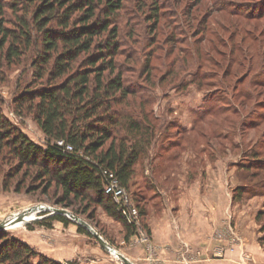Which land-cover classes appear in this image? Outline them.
<instances>
[{
    "label": "rangeland",
    "instance_id": "rangeland-1",
    "mask_svg": "<svg viewBox=\"0 0 264 264\" xmlns=\"http://www.w3.org/2000/svg\"><path fill=\"white\" fill-rule=\"evenodd\" d=\"M8 1L12 0H6ZM222 1L232 6L236 3L242 16L227 14L229 11L213 10L209 0H163V17L158 21V29L154 30L153 19H148V8H141L142 3L147 1L141 0L139 3V0H124L126 10L120 11L118 20L121 32L125 33L126 29L130 33L127 34L129 38L121 33L125 38L121 48L125 50L127 58L130 56L137 62L121 55L117 56V60L124 63L126 80L135 82L138 97L145 100L144 111L149 112L151 118L158 116L157 120H153L162 126L158 133L159 142L155 147L158 150L151 152L152 156L155 153L163 155L161 159L156 158L153 162L155 166L159 165L160 173L157 172L156 176L162 187H171L174 184L175 179L171 176L173 173L177 174L181 166L183 169L184 163L182 164L179 157L186 156L187 153L197 157L190 161L191 170L202 169L203 157L206 155L209 157V163H213L218 157L223 158L227 169L229 165L234 168L237 180L235 184H245L244 190L247 192L239 198L243 200L239 205L244 206L239 207L240 211H237L236 217L230 209L227 215L225 214V227L214 234L215 238L223 240L224 244H217L211 251L207 250V255L204 250L202 257L208 260L209 264H221L222 259H228L226 263L230 264H264L263 176L249 178L252 172H256L254 168L246 171L239 169V165H254V154L264 160V0ZM3 12L5 18L14 19L11 8L5 7ZM253 13H256V18L243 17ZM127 19L129 24L124 27ZM33 34L36 36V33ZM195 40L201 42L198 57L193 54V49L197 46ZM36 49L37 47L32 45L19 57L11 60L1 59L0 104L10 121L34 142L43 145L45 136L32 115L22 108H17L19 105L14 103L27 86L36 85L30 65L37 56ZM171 62H176L172 77L167 76L165 80L160 81L162 76L166 75ZM183 62H187L186 66L189 68L183 67ZM146 65L150 71L141 75L140 72ZM191 68H197L194 71L196 76L201 78L203 86L191 84L187 89L175 90L173 84L183 76L187 80V70L191 71ZM147 73L150 74V82L144 81ZM203 75L206 79L202 78ZM138 97L136 104H139ZM205 103H208L207 110ZM194 111L202 112L204 118H194ZM191 119L196 128L189 132L184 130V134L179 135L178 127H182L180 122H191ZM168 137L181 139L183 148H175L172 143L168 150L163 151L158 146L162 142L168 144ZM177 154L179 157L173 159L172 156ZM1 163L7 178L9 174H13L12 178L8 179L11 188L0 192V217L13 213L7 217L8 226L3 230L20 238L36 252L63 264L67 261H73L74 264H124L117 256L118 251L122 254L128 253L135 250L137 244H143L152 255L147 259H137V264H164L158 259L151 244L147 230V214L144 216L147 227H143L140 217L136 234L125 240L121 222L107 215L101 207L96 206L93 213H90V209L81 213L85 203H82L81 208L78 204L64 207L56 202L60 190H56L53 184L48 187L46 181L33 180L30 174L27 175L26 167L18 166L16 160L6 163L3 159ZM144 163L147 167V160ZM224 164L221 163L222 170ZM136 171L135 178L142 183L145 168L143 170L141 165H137ZM147 174H151V171L148 170ZM163 174H169V177L165 179ZM256 182L261 184L257 186ZM15 185L20 186L17 192L13 190ZM31 186L34 189L30 190ZM233 189L224 194L227 199L233 197ZM137 192L142 195L141 204H145L147 213L151 212L150 209L158 210L160 192L143 189H138ZM253 196L257 199L249 201ZM209 199L212 202L210 196ZM38 204L68 209L88 222L117 251L110 252L104 248L89 230L90 234L78 231L73 220L65 225L59 220L46 219L51 213L48 209L39 210L36 214L34 210L27 211L23 219L29 221L15 227L17 222H14L13 217L16 214L18 216V212L29 210ZM88 214L92 216L87 218ZM33 217L35 219H32ZM43 218L44 225H39L38 220ZM237 220H240L239 225L241 224L239 229L236 226ZM28 224L32 229L27 227ZM239 230L241 232H238ZM140 231L145 234L146 240L141 241L143 236ZM255 242L260 247V253L251 248ZM226 248L229 249V254L238 249V256L234 255L233 258L229 254L226 255ZM199 252L198 250L197 253ZM32 260L36 262L38 257Z\"/></svg>",
    "mask_w": 264,
    "mask_h": 264
},
{
    "label": "trees",
    "instance_id": "trees-1",
    "mask_svg": "<svg viewBox=\"0 0 264 264\" xmlns=\"http://www.w3.org/2000/svg\"><path fill=\"white\" fill-rule=\"evenodd\" d=\"M146 1L141 8H148V19H153V28L157 30L158 21L163 17V0ZM209 3L213 10L242 16L236 3L234 6L222 0H209ZM5 7L12 9L13 20L5 18ZM125 10L124 0H0V61L2 58L11 60L19 57L32 45L37 47V56L30 62L36 85L27 86L14 103L19 105L17 108L32 115L45 136L43 145L34 142L5 116L0 104V192L11 188L8 179L13 175L9 174L7 178L1 160L4 159L6 163L16 160L18 166L26 167L27 175L30 174L33 180L46 181L48 187L53 184L56 190H60L56 201L58 204L64 207L78 204L81 208L85 203L82 212L78 210L81 213L89 209L93 213L96 206L101 207L107 215L121 222L124 239L129 240L136 234V225L118 210L112 197L104 192V178L109 171L118 177L137 206L143 227H147L144 219L147 209L143 202L141 204L142 195L137 190L156 193L159 184L156 173L159 174L160 170L159 165L155 166L153 162L163 155L151 154L158 150L155 147L162 126L153 120H157L158 116L151 118L150 113L144 111L145 100L138 97L135 82L126 80L124 63L117 60L120 55L127 58L125 50L121 48L125 39L122 34L128 37L130 31L125 29V33H122L118 20L120 11ZM255 15L246 14L243 17L256 18ZM128 24L127 19L124 27ZM207 30L208 27L205 32ZM222 30L225 31V28L222 27ZM194 42L197 46L193 54L198 57L201 42ZM128 57L132 62H137L135 58ZM175 63L168 65L166 75L160 81L167 76L172 77ZM186 64L183 62V67L186 68ZM191 69L187 70V80L183 76L173 84L175 90L187 89L191 84L203 86L201 78L194 71L197 68ZM147 71L150 70L146 65L140 74ZM202 78L206 79L204 75ZM144 81H151L149 73ZM136 97L139 104L135 102ZM207 104L204 105L205 110ZM201 113L194 111L192 114L199 120L204 118ZM195 126L193 123L191 131ZM178 128L179 135L184 134L185 129ZM57 140L70 144L72 150L57 144ZM168 141V144L162 142L158 147L164 151L174 143L175 148H183L181 139L168 137ZM176 157H179L178 154L172 156L173 159ZM252 158L254 165H239V169L246 171L254 168L256 172H252L249 178L262 175L264 181V160L255 154ZM146 160L151 174L144 171L141 176L143 182L140 183L135 178L136 166L141 165L144 170ZM256 183L257 186L261 184ZM244 187L245 184L235 186L232 192L234 199L247 192ZM19 189L18 185L13 187L16 192ZM34 212L36 214L37 210ZM91 216L88 214L87 218ZM46 219L59 220L65 225L72 222L59 213ZM43 220L37 223L44 225ZM76 225L78 231L90 234L80 224ZM27 227L32 229L29 224ZM147 230L149 233L148 227ZM34 257H38L36 262L32 260ZM0 264L63 263L36 252L20 238L0 230ZM65 264L74 262L67 261Z\"/></svg>",
    "mask_w": 264,
    "mask_h": 264
},
{
    "label": "crops",
    "instance_id": "crops-1",
    "mask_svg": "<svg viewBox=\"0 0 264 264\" xmlns=\"http://www.w3.org/2000/svg\"><path fill=\"white\" fill-rule=\"evenodd\" d=\"M180 124L188 132L193 126L192 119L191 122H180ZM179 159L182 164L184 163L183 169L181 166L177 174H172L171 177H174L175 182L171 187L167 185L162 187L159 182L156 192L161 194L159 196L160 206L158 210L150 209L151 212L147 213L151 244L158 259L164 264H209L202 255H204V250L207 255V250L211 251L217 244H224L223 240L215 238V232L225 227V214L227 215L232 209L231 212L236 217L237 211H240L239 207L244 206L239 205L243 202L239 199L241 197L234 199L231 196L227 199L224 196L237 184L236 173L230 165L227 169L223 158L219 157L213 163H209L207 155L203 157L204 164L200 170L190 168L192 166L190 161L197 159L196 155L192 156L187 153L186 156L181 155ZM221 163L224 164L223 170ZM185 164L187 166L189 164L188 169ZM163 175L165 179L169 177V174ZM253 199L257 197L253 196L248 200L253 201ZM239 222L240 220H237L238 229L241 227ZM16 224L15 227L19 226L20 222ZM242 235L245 237L244 234ZM251 248L260 253V247L256 242L251 245ZM198 250L199 253H197ZM228 250L226 248V255L229 254ZM124 255L137 264V259H147L152 254L145 245L137 244L135 250L124 253ZM229 255L233 258L238 256V249ZM226 260L228 259H222L221 264H230L226 263Z\"/></svg>",
    "mask_w": 264,
    "mask_h": 264
},
{
    "label": "built area",
    "instance_id": "built-area-1",
    "mask_svg": "<svg viewBox=\"0 0 264 264\" xmlns=\"http://www.w3.org/2000/svg\"><path fill=\"white\" fill-rule=\"evenodd\" d=\"M56 142L59 145H63L65 149L72 150V146L67 143L65 144L63 140H57ZM103 190L106 194L112 197L118 210L121 211L124 215H126V217L131 222H133L136 227H138L140 225V215L138 208L134 204L126 188L120 183L118 177L111 171H109L108 176L104 178ZM21 212H18V214ZM11 214L13 213L0 217V223H7V217H9ZM140 234L143 236L141 238V241L147 239V237L144 236L145 234L142 231H140Z\"/></svg>",
    "mask_w": 264,
    "mask_h": 264
},
{
    "label": "water",
    "instance_id": "water-1",
    "mask_svg": "<svg viewBox=\"0 0 264 264\" xmlns=\"http://www.w3.org/2000/svg\"><path fill=\"white\" fill-rule=\"evenodd\" d=\"M32 210H50L51 213H49L48 215H52L54 213H59L62 215L67 216L68 218H70L71 220L75 221L77 224H80L81 226H83L84 228H86L87 230H89L98 240V242L107 250H109L110 252H115L117 251L114 247H112L105 239H103V237L93 229V227L86 222L85 220H83L82 218L75 216L74 214H72L68 209L66 208H58V207H53V206H49V205H44V204H38V205H34L33 208H31ZM27 210H24V212H21L18 214L17 218L20 220H23V216L24 213ZM8 226L7 223L3 222L0 223V230L6 229V227ZM117 256L119 259L122 260V262L124 264H135L133 261H131L127 256H125L124 254L120 253L118 251Z\"/></svg>",
    "mask_w": 264,
    "mask_h": 264
},
{
    "label": "bare ground",
    "instance_id": "bare-ground-1",
    "mask_svg": "<svg viewBox=\"0 0 264 264\" xmlns=\"http://www.w3.org/2000/svg\"><path fill=\"white\" fill-rule=\"evenodd\" d=\"M28 212L29 211H33L31 208L29 209V210H27ZM13 219L15 220L14 222H20V223H23V222H25V221H29V220H20V219H18L17 218V214L13 217ZM32 219H35L34 217L32 218ZM32 219H30V220H32Z\"/></svg>",
    "mask_w": 264,
    "mask_h": 264
}]
</instances>
